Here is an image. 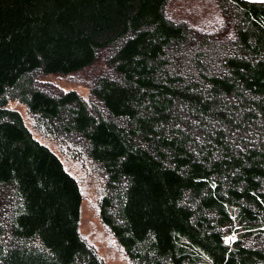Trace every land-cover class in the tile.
Instances as JSON below:
<instances>
[{
    "label": "trees",
    "instance_id": "obj_1",
    "mask_svg": "<svg viewBox=\"0 0 264 264\" xmlns=\"http://www.w3.org/2000/svg\"><path fill=\"white\" fill-rule=\"evenodd\" d=\"M211 1L203 30L169 0H0V264H103L78 183L10 101L98 166L129 264H264V3ZM99 61L87 98L40 81Z\"/></svg>",
    "mask_w": 264,
    "mask_h": 264
},
{
    "label": "rangeland",
    "instance_id": "obj_2",
    "mask_svg": "<svg viewBox=\"0 0 264 264\" xmlns=\"http://www.w3.org/2000/svg\"><path fill=\"white\" fill-rule=\"evenodd\" d=\"M166 14L177 22H185L203 30L212 29L221 22L220 13L211 0H169ZM101 68L102 62L99 61L78 73L46 75L40 81L63 91H75L81 97L87 98L88 79L100 72ZM8 107L21 115L34 138L59 157L66 171L78 183L82 197L79 233L83 240L94 248L103 264H129L122 249L98 218V200L104 184V177L98 166L84 157L70 153L61 143L40 136L32 127V118L18 102L10 101ZM236 237V234L228 235L225 242L230 244Z\"/></svg>",
    "mask_w": 264,
    "mask_h": 264
},
{
    "label": "water",
    "instance_id": "obj_3",
    "mask_svg": "<svg viewBox=\"0 0 264 264\" xmlns=\"http://www.w3.org/2000/svg\"><path fill=\"white\" fill-rule=\"evenodd\" d=\"M246 1H250V2H258L259 0H246Z\"/></svg>",
    "mask_w": 264,
    "mask_h": 264
},
{
    "label": "snow or ice",
    "instance_id": "obj_4",
    "mask_svg": "<svg viewBox=\"0 0 264 264\" xmlns=\"http://www.w3.org/2000/svg\"><path fill=\"white\" fill-rule=\"evenodd\" d=\"M259 2L264 3V0H259Z\"/></svg>",
    "mask_w": 264,
    "mask_h": 264
}]
</instances>
